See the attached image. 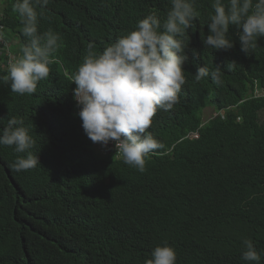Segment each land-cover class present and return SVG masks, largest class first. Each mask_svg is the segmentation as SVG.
I'll return each instance as SVG.
<instances>
[{
    "label": "trees",
    "instance_id": "trees-1",
    "mask_svg": "<svg viewBox=\"0 0 264 264\" xmlns=\"http://www.w3.org/2000/svg\"><path fill=\"white\" fill-rule=\"evenodd\" d=\"M13 2L0 0V27L13 34L18 57L27 40ZM168 8V0L46 6L38 27L60 34V62L35 94L0 84V128L23 118L40 161L16 172L12 164L25 154L0 146V264H145L165 242L176 264H245V238L264 253V38L245 56L230 26L232 49L204 47L211 0H196L198 19L187 30L196 55L187 51L180 102L152 118L148 131L163 147L144 172L114 150L101 153L81 126L71 76L87 46L99 54L149 11L163 18ZM6 59L0 57V75ZM201 66H218L220 82H196ZM207 108L213 116L204 121Z\"/></svg>",
    "mask_w": 264,
    "mask_h": 264
},
{
    "label": "clouds",
    "instance_id": "clouds-1",
    "mask_svg": "<svg viewBox=\"0 0 264 264\" xmlns=\"http://www.w3.org/2000/svg\"><path fill=\"white\" fill-rule=\"evenodd\" d=\"M51 0H14L12 11L19 16L21 34L27 43L21 54L9 63L0 84L12 93L32 95L40 81L49 77L50 65L59 63V33L39 31V19ZM169 8L161 18L155 10L138 20L135 28L122 34L97 54L94 45L71 76L75 83L73 99L86 136L102 147L110 142L123 163L145 171L146 159L163 145L148 131L158 110L169 111L180 102L186 84L183 65L189 60L187 30L198 19L196 0H168ZM37 8L40 11H37ZM212 14L206 22L208 34L204 47L227 51L234 47L229 29L238 31L240 51L251 55L264 38V0H211ZM235 65V62H231ZM222 71L215 66L196 69V82L210 77L219 83ZM3 119V118H0ZM35 140L23 118L12 116L0 128V146L13 147L18 156L12 164L16 172L40 165L37 154L30 151ZM241 259L245 264H260L264 255L250 238L243 240ZM145 264H176L175 250L166 242L154 247Z\"/></svg>",
    "mask_w": 264,
    "mask_h": 264
},
{
    "label": "built area",
    "instance_id": "built-area-1",
    "mask_svg": "<svg viewBox=\"0 0 264 264\" xmlns=\"http://www.w3.org/2000/svg\"><path fill=\"white\" fill-rule=\"evenodd\" d=\"M14 44V40H10L4 35L2 28L0 27V57L7 58L6 64H3L4 69H7V66L12 62L17 56L12 53L10 48ZM99 151L103 154L108 153L110 150L115 151V147L112 142L109 143L107 147H102L97 143ZM119 157H122L118 152H116Z\"/></svg>",
    "mask_w": 264,
    "mask_h": 264
},
{
    "label": "rangeland",
    "instance_id": "rangeland-1",
    "mask_svg": "<svg viewBox=\"0 0 264 264\" xmlns=\"http://www.w3.org/2000/svg\"><path fill=\"white\" fill-rule=\"evenodd\" d=\"M4 35L7 37V38H9L10 40H13V34H11L10 32H4ZM12 49H16V44H14V45H12V47L10 48V50L12 51ZM213 116V110L211 109V108H207V109H205L204 111H203V118H202V120H204V121H207V120H209L211 117ZM203 121V122H204ZM194 137V136H193Z\"/></svg>",
    "mask_w": 264,
    "mask_h": 264
}]
</instances>
